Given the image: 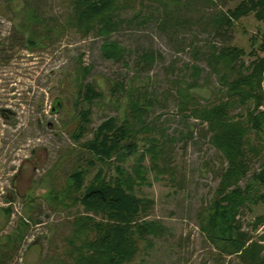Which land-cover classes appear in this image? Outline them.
<instances>
[{
	"label": "trees",
	"instance_id": "16d2710c",
	"mask_svg": "<svg viewBox=\"0 0 264 264\" xmlns=\"http://www.w3.org/2000/svg\"><path fill=\"white\" fill-rule=\"evenodd\" d=\"M200 1L217 7L214 0H62L65 10L52 18L42 13L43 0H21L23 8H15L16 14H22L20 39L32 52L56 44L72 31L84 38L102 39L101 56L127 66L129 51L113 40V35L131 24L146 26L151 22L167 34L197 26L217 39L203 51L190 44L193 59L200 58L208 68L204 82L208 83L211 76L218 80L212 101L201 103L193 93L203 72L195 64L184 67L190 82L179 77L170 81L161 95L151 91L146 75L162 59L152 49L137 53L134 79L128 83L111 81L110 96L118 102L126 99L123 114L106 118L90 140L79 144L91 155L86 167L80 155L69 173L67 186L51 192L55 204L82 209L69 222L70 232L61 255L54 260L56 264H131L143 247L152 248L153 240L165 236L168 230L162 222L150 219L155 201L138 196L135 188L147 182L150 171L166 175L173 184L179 179L170 163L171 149L176 141L190 139L191 133L170 135L167 121L161 114L153 115L154 108L165 107L168 100L175 103L184 126L190 120L199 123L200 136L226 163L217 171L219 182L213 200L198 217L206 240L220 256H235L240 264H264V245L252 242L248 232L241 231L238 219L241 210H251L247 205L264 203V30L258 31L260 41L256 37L249 40V53L219 41L226 40L236 24L251 14L264 26V0H238L234 8L217 9L208 17L198 16L194 22L182 17V9ZM129 11L132 15L125 19L123 15ZM247 55L253 58L248 63ZM90 72L91 67H83L80 60L75 105L87 106L80 108L76 116L77 127L71 133L76 142L87 131L91 108L104 98L94 83H86ZM142 76L145 80L141 81ZM130 160L134 164L127 169L125 164ZM256 164L260 166L252 172ZM95 167L93 174L90 168ZM243 180L246 184L241 187ZM7 212L11 214V210ZM262 224L264 216H258L250 229ZM262 240L264 237L259 242ZM3 258L0 256L1 264Z\"/></svg>",
	"mask_w": 264,
	"mask_h": 264
},
{
	"label": "rangeland",
	"instance_id": "374dc122",
	"mask_svg": "<svg viewBox=\"0 0 264 264\" xmlns=\"http://www.w3.org/2000/svg\"><path fill=\"white\" fill-rule=\"evenodd\" d=\"M214 1L217 7L201 1L184 6L182 17L194 22L200 15L208 17L217 9L227 11L238 2ZM61 2L43 0L42 13L49 18L62 15L65 6ZM17 5L24 6L21 0L12 3L0 0V256L4 257L2 264H56L54 260L61 255L64 239L70 232L69 222L82 209L55 204L51 192L67 186L69 173L80 155L86 167V159L91 155L79 144L90 140L106 118L123 114L126 99L118 102L110 96L111 81L128 83L134 79L137 53L152 49L162 59L146 75L150 78L151 91L161 95L169 82L179 77L190 82L189 71L184 67L195 64L203 72L199 87L193 93L201 103L212 101L219 87L218 80L211 76L208 83L204 82L208 68L200 58L193 59L190 44L203 51L217 39L197 26L167 34L156 22H151L146 26L131 24L113 35L112 39L129 51L125 59L127 66L101 56L102 39L84 38L72 31L56 44L32 52L19 36L23 33L19 29L22 14H16ZM131 15L129 11L123 17L129 19ZM260 30L264 26L251 14L236 24L226 40L219 41L249 53V40L256 37L260 41ZM80 60L83 67H91L86 83H94L104 98L91 108L87 131L76 142L71 134L77 127L76 116L80 108L87 106L75 105L76 70ZM252 60L249 55L245 58L246 63ZM158 114L167 121L170 135L191 133V136L176 141L171 149L170 163L178 175L177 183L173 184L166 175L162 177L150 171L146 174L147 182L135 188L138 196L155 201L150 219L160 220L168 231L163 238L153 240L152 248L143 247L131 264H240L235 256L219 255L215 246L206 240L198 220L213 200L219 182L217 171L226 163L200 136L198 122L190 120L188 126L181 123L172 100L165 107L156 106L153 115ZM133 164L130 160L125 167L130 169ZM260 164L254 165L252 172ZM144 166H148V160ZM96 167L90 168L93 174ZM245 184L246 180L240 182L241 187ZM246 207L251 210H241L238 217L241 231L248 232L252 242L259 243L264 237L257 233L261 225L255 230L250 226L256 217L264 216V203ZM7 210H11L10 215Z\"/></svg>",
	"mask_w": 264,
	"mask_h": 264
},
{
	"label": "built area",
	"instance_id": "2783aa9c",
	"mask_svg": "<svg viewBox=\"0 0 264 264\" xmlns=\"http://www.w3.org/2000/svg\"><path fill=\"white\" fill-rule=\"evenodd\" d=\"M262 111H264V107H262ZM257 233L264 234V224H262L259 229L257 230ZM260 244L264 245V240L259 242Z\"/></svg>",
	"mask_w": 264,
	"mask_h": 264
}]
</instances>
